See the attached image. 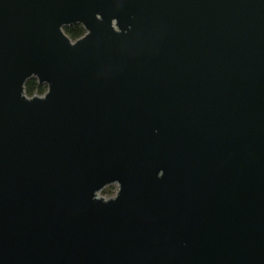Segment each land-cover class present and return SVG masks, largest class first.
I'll return each instance as SVG.
<instances>
[{
  "label": "water",
  "instance_id": "obj_1",
  "mask_svg": "<svg viewBox=\"0 0 264 264\" xmlns=\"http://www.w3.org/2000/svg\"><path fill=\"white\" fill-rule=\"evenodd\" d=\"M0 264H264V0H0Z\"/></svg>",
  "mask_w": 264,
  "mask_h": 264
},
{
  "label": "trees",
  "instance_id": "obj_2",
  "mask_svg": "<svg viewBox=\"0 0 264 264\" xmlns=\"http://www.w3.org/2000/svg\"><path fill=\"white\" fill-rule=\"evenodd\" d=\"M65 32L73 40L78 39L85 34V29L81 24H74L72 26H66L64 28ZM25 91L28 96L33 95H43L47 91V86L45 84L40 85L36 78H30L27 80L25 85Z\"/></svg>",
  "mask_w": 264,
  "mask_h": 264
},
{
  "label": "rangeland",
  "instance_id": "obj_3",
  "mask_svg": "<svg viewBox=\"0 0 264 264\" xmlns=\"http://www.w3.org/2000/svg\"><path fill=\"white\" fill-rule=\"evenodd\" d=\"M118 186L116 184H111L106 186L102 191L99 192L100 196L109 198L113 197L117 192Z\"/></svg>",
  "mask_w": 264,
  "mask_h": 264
}]
</instances>
